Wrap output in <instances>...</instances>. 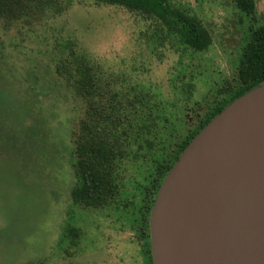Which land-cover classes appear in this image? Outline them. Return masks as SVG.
I'll return each instance as SVG.
<instances>
[{
	"label": "rangeland",
	"instance_id": "1",
	"mask_svg": "<svg viewBox=\"0 0 264 264\" xmlns=\"http://www.w3.org/2000/svg\"><path fill=\"white\" fill-rule=\"evenodd\" d=\"M171 2L210 32L208 51L189 49L174 20L97 0H54L20 22L0 17V264H153L159 190L182 147L239 99L242 49L264 27V0L255 16L234 0ZM86 69L94 100L78 90ZM118 101L133 127L116 133V192L85 207L72 197L81 125L94 113L113 136Z\"/></svg>",
	"mask_w": 264,
	"mask_h": 264
},
{
	"label": "water",
	"instance_id": "2",
	"mask_svg": "<svg viewBox=\"0 0 264 264\" xmlns=\"http://www.w3.org/2000/svg\"><path fill=\"white\" fill-rule=\"evenodd\" d=\"M153 264H264V85L188 145L150 216Z\"/></svg>",
	"mask_w": 264,
	"mask_h": 264
},
{
	"label": "trees",
	"instance_id": "3",
	"mask_svg": "<svg viewBox=\"0 0 264 264\" xmlns=\"http://www.w3.org/2000/svg\"><path fill=\"white\" fill-rule=\"evenodd\" d=\"M97 1L101 4L124 7L132 12H137L148 17H157L165 23L168 20H174L175 24L180 23L185 28V43L191 50L206 52L212 46L213 40L211 34L202 22L197 17L189 15L187 12L173 5L171 0ZM53 2L54 0H0V17L10 23L20 22L28 18H36L38 15L43 14L46 9L50 8L48 7L49 5L53 7ZM234 2L237 8L244 14L255 16V0H234ZM237 72L239 87L242 89L236 92L237 94L233 100L264 85V27L255 29L250 35L248 42L245 43L239 59ZM83 74H77L78 78H76L80 83L78 85L80 95L86 96L89 99L93 98L94 100L96 98L94 94L96 91L98 92V89L95 88V79L87 69L83 71ZM118 103L119 101L116 104V108H118V111L120 110L121 118L116 116L112 118V121L110 120L111 126L115 129V132H111L113 136L109 132L110 127H102L99 125L100 121L93 119L96 115L94 113L91 114L92 118L90 120L84 121L81 125V136L77 144L76 168L82 183L80 187L74 190L72 197L75 203L85 207H102L116 192L115 182L117 181V172L121 167L120 156L118 154L120 136L117 137L116 133L124 132L122 135L125 136V130L130 128V125L133 127L130 122L131 119L126 117V110L123 109L121 102L118 107ZM126 121L127 123H125ZM188 143L182 147V150L188 146ZM166 159L165 157V164L162 163L163 165H161L163 172L170 169V166H168L170 160Z\"/></svg>",
	"mask_w": 264,
	"mask_h": 264
}]
</instances>
